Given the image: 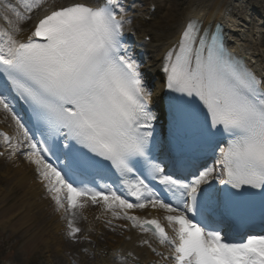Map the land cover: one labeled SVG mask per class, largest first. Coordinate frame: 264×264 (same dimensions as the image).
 <instances>
[{
    "label": "snow or ice",
    "instance_id": "snow-or-ice-1",
    "mask_svg": "<svg viewBox=\"0 0 264 264\" xmlns=\"http://www.w3.org/2000/svg\"><path fill=\"white\" fill-rule=\"evenodd\" d=\"M38 2L23 0V7L31 12ZM8 7L20 19L29 18ZM118 12H125L120 0L95 7L73 3L45 14L23 41L0 30V73L30 107L41 137L30 134L8 98L0 95V107L22 130L28 158L60 208L65 198L71 209L90 198L109 209L151 205L166 210L178 243L157 219L144 220L141 227L174 247L176 264H264V235L231 242L223 234L228 217L245 210L257 195L264 211V79L234 58L221 32L190 20L165 56L166 86L181 95L168 96L173 158L171 165L161 166L152 155L161 143L154 128L158 116L150 109L152 93L122 46L126 20ZM218 126L231 137L227 147H220L221 171L201 170L190 162L188 141L196 132L213 136ZM46 155L64 160L54 165ZM113 170L125 178L128 195L138 202L76 179ZM149 177L171 198L151 189ZM216 182L225 187H215ZM129 219L139 222L136 216ZM69 228V235L79 231L71 220Z\"/></svg>",
    "mask_w": 264,
    "mask_h": 264
},
{
    "label": "bare ground",
    "instance_id": "bare-ground-1",
    "mask_svg": "<svg viewBox=\"0 0 264 264\" xmlns=\"http://www.w3.org/2000/svg\"><path fill=\"white\" fill-rule=\"evenodd\" d=\"M26 2L35 3V0H26ZM73 3H83L95 7L103 4L104 0H52L48 4L42 5L41 9L36 13L28 12L24 9L23 15L29 17L28 19L16 17L14 11L8 7L11 4L17 9L23 8V0H16V3L14 2L13 4L7 0H0V30L7 31L9 34L14 35L16 39L23 41L31 34L34 25L45 14H50L51 11L61 6H68ZM120 3L125 8L124 13L118 12V17L123 15L126 20L123 25V37L126 41L125 48H127L128 54L132 58L136 59L140 57L141 59H146L145 66L143 67L145 72L142 73L148 89L149 87H153L150 105L153 112L158 116L156 124L159 129V135H162V132L167 130L169 126L168 96L172 94L171 90L166 86L167 74L164 72L165 56L176 45L182 31L190 20L195 19L199 21L200 27L209 31L213 30L216 23L224 26L229 33L228 42L231 49L238 56L244 57L248 61L258 78L264 79V0H179L178 2L177 0H120ZM178 7L182 8L177 12ZM9 20L13 24L12 27L8 23ZM149 20L152 22L149 23ZM17 29L19 31H16ZM129 40L133 42L130 43ZM2 90L10 93L7 96L10 105L13 107L15 113L22 118L18 105L12 98L10 88L0 82V91ZM2 109L0 107V112L3 111ZM1 114L5 118V113L2 112ZM6 118L9 123L8 115ZM22 122L25 123L23 118ZM25 126L28 127L26 124ZM5 135L12 137L11 144L8 146V152H16L17 155L15 157L16 162H11L7 170L8 173L3 179H15L16 188L23 190L24 196L22 200L27 206L25 209L27 219L30 220L33 211L40 206L48 205L45 206V210L49 209L48 214H52L56 211L55 207H50L55 202L53 195L48 199H42L43 202H40L37 208H34V205L28 204L29 199L34 200L33 202L38 204V200H40L43 192V189L36 182L35 174H32L35 170V173L40 175V171L34 161L28 158L27 154H25V157L18 154V152L25 150L24 147L28 149L27 143L25 142L26 145L19 149V137L11 132ZM168 149V146H163L159 154L161 166L171 165L172 159L166 155ZM219 159L220 152L217 154L216 172L221 171L220 164L218 163ZM19 164L25 165L19 166ZM32 165L34 166V170L31 167ZM2 175L4 176V174ZM105 178L111 179L113 182L115 181L113 174L106 172L102 178H98L97 183L95 182L98 185L97 190L105 187L102 184ZM41 180L47 184V181L43 177H41ZM214 186L219 188L220 184L216 182ZM155 187L161 193V198H171V193L165 191L164 186L160 185L158 180ZM112 189L117 190L118 194L122 193L124 198L131 197L128 195L129 187L125 179L119 183L118 187ZM4 190L0 189V196L3 198L1 200H4L8 195ZM97 203L102 206L104 205L102 200H99ZM126 210L128 215L139 217V222L129 223L127 234L124 233L128 235V238L125 235L121 239L119 238L116 242L119 245L115 246V244L109 256L99 264H134L136 263L133 260L134 255L139 258L141 264H162V261H165V264H176V261L171 259L176 255L174 247L171 244L160 243L152 232L141 229V223L144 220L157 219L168 232L169 237L175 239L178 243V237H176L172 229L176 226L170 225L165 219L168 214L167 211L153 208L151 205L142 209L133 208ZM79 212L80 209H74L73 213ZM104 213L105 211L101 210L97 213L83 215L84 220L88 223V227L85 230L87 232L88 230L90 232L93 230L98 231L97 226L99 224L104 225L101 220L111 219L110 215L106 216ZM53 223L56 230L63 227L60 219H56ZM228 239L231 242L242 240V238L230 237ZM95 242H92V244H97ZM89 247H91V243ZM97 247L98 249L96 250L100 251V245H97ZM58 248L59 246L56 249ZM155 250L164 251V255H153L152 253ZM86 251V255L92 254L91 249H87ZM153 258L158 259L156 263L152 262Z\"/></svg>",
    "mask_w": 264,
    "mask_h": 264
},
{
    "label": "rangeland",
    "instance_id": "rangeland-1",
    "mask_svg": "<svg viewBox=\"0 0 264 264\" xmlns=\"http://www.w3.org/2000/svg\"><path fill=\"white\" fill-rule=\"evenodd\" d=\"M178 1L179 0H177V2ZM36 8L32 9L31 12L35 13L37 11ZM181 8L182 7H178L177 12L180 11ZM19 11L21 12L22 10L20 9ZM10 26L12 27V25ZM5 94L8 95L5 91H2L0 95L5 96ZM2 110V112L5 113V118L8 115L9 123L7 122V118L5 119L1 114L2 112H0V128H4L18 135L20 137L18 146L21 148V146L24 145L22 130L16 124L12 114L4 109ZM0 148H3L2 142H0ZM27 153L28 150L19 152L20 155H23L22 157H25ZM16 155V152H9L5 156H0V189H5L4 191L8 193L4 200H1L3 198L0 196V264L100 263V260L104 257L102 256L103 254L96 255L92 253L91 255L88 254L85 256V246L89 245L90 242L96 241L95 243H98L102 247H115L118 245L116 244L117 240L123 237L124 231L121 232L119 228L116 227V229L108 228L103 232L97 230V232L94 230L91 232L90 230L84 232L86 231L85 228L88 227V223L84 220L83 215L97 213L101 210H104L105 213H107V211H112V213H114L116 210L124 213V209L120 207L109 209L105 205L102 206L98 203H93L90 198H81L83 206L76 208L80 209V212L73 213L74 209L69 208L67 199L65 198L63 200V208H60L56 202H53L50 207H55L56 211L52 214H48L49 209L45 210V206L48 205L37 207L40 202H43L42 199H48L53 194L48 190L47 184L41 180L42 176L35 173L33 164L31 167H33L34 173L32 172V174H35L36 182L38 186L43 189V192L40 196V200H38V204L34 203L32 199L28 200L29 205H34V208H37L33 211L29 220L26 216L27 212H25L27 206L22 200L24 196L23 190L16 188L15 179H3L2 177V174L5 176L7 175L8 167L10 163L14 161ZM15 162L16 161H14V163ZM23 165L25 164H19V166ZM207 166L215 167V160L204 167ZM9 179L11 180L8 181ZM64 194L66 195V193ZM129 200L135 203L132 198ZM15 215L19 217L16 218ZM61 216H65L63 227L56 230V228L54 229L55 226L53 222ZM9 219H11L12 222H9ZM70 220L73 226L79 229L75 235H69L71 230L69 228ZM123 220H126V218ZM58 246L64 250L62 253H58V249H56ZM96 246L97 245H94L92 248L95 249ZM104 254H106V252ZM82 259L86 260L83 261Z\"/></svg>",
    "mask_w": 264,
    "mask_h": 264
}]
</instances>
